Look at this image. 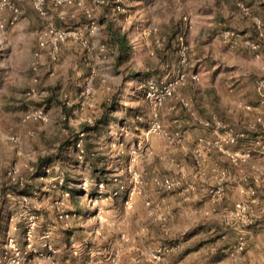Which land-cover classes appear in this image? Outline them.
I'll return each instance as SVG.
<instances>
[{"label": "rangeland", "instance_id": "rangeland-1", "mask_svg": "<svg viewBox=\"0 0 264 264\" xmlns=\"http://www.w3.org/2000/svg\"><path fill=\"white\" fill-rule=\"evenodd\" d=\"M10 1L19 8V18L11 23L9 9L0 17V70L14 62V80L28 74L29 83H10L7 90L0 86V264H180L187 245L214 243L219 230H244L256 223L237 225L231 213L236 203L247 201L256 215L258 192L264 193L263 171L246 166L253 149L264 156V105L257 89L264 64L249 74V100L236 101L247 111L244 105L263 108L244 128L225 108V99L235 95L237 78L227 60L220 64L219 90L208 88L210 77L200 75L179 85L175 96L161 105L147 96L148 80L167 78L173 63L180 68V30L189 45V74L199 75L195 60L203 53L214 58V46L207 52L203 43L213 29L194 30L177 22L160 26L154 19V10L166 15V0H76L63 5L45 0L42 10L35 0ZM79 2L94 8L98 25L89 35L91 49L81 44L72 49L93 53L83 75L92 78V91L82 94L87 78L71 94L60 85L53 90L38 87L36 74H48L51 66L50 49L39 48L41 30L46 25L83 28L87 19ZM170 4L174 10L185 4L221 7L220 0ZM170 15L190 19L181 11L170 10ZM122 33L129 52L116 43ZM222 49L230 50L223 44ZM245 49L238 50L245 54ZM12 53L18 55L15 61ZM29 85H36L35 95H27ZM66 94L71 105L65 103ZM182 99L191 103L190 110ZM42 105L49 111L48 121L24 120L29 109ZM174 110L178 116H172ZM154 122L160 123L161 132H149ZM248 128L256 131L246 140ZM230 129L246 135L231 142ZM43 157L50 162L42 165L45 174L39 178L35 171ZM10 170L16 172L15 180ZM234 178L248 183V193L241 191L249 198L232 203ZM232 246L207 259L239 260L246 248L234 257Z\"/></svg>", "mask_w": 264, "mask_h": 264}, {"label": "crops", "instance_id": "crops-1", "mask_svg": "<svg viewBox=\"0 0 264 264\" xmlns=\"http://www.w3.org/2000/svg\"><path fill=\"white\" fill-rule=\"evenodd\" d=\"M221 7H206L201 8L200 6H191V4H185L182 8H176L175 10L172 8V5L170 4V0H166V15L164 17H160V10H154L153 11V17L157 20V22L160 24V26H172V23L175 26L177 23H180V27H182V23L184 24V28H191V29H213L214 31L205 34L203 36L204 44L208 45L207 52L211 50V45L214 46L213 53L214 58L211 59L208 56V53L202 55L201 58H198L195 60V62H198V72L200 77H206L209 76L211 79L210 84L208 85V88H217L218 89V81L219 77H217L220 74V64L224 60H227L230 64L229 69L234 70L235 77H237L234 81V92L235 95L233 98H227L225 99V108L228 109L230 112H232L234 115H232L231 119L233 122L240 123L241 125L246 127V124L253 120L256 116V113L261 114L263 112V108L253 107L248 109H242L240 108V105H238L237 99H242L244 101L249 100L247 91H252V89L249 87V74L256 70L260 69L261 65L264 64V0H220ZM239 2H244L247 6L250 7L251 14L252 15H245L242 10L240 9ZM199 3V2H198ZM196 5H199V4ZM230 5H229V4ZM11 10L10 8H6ZM171 11H181V13H186L190 17L188 21L185 20L183 22L180 18L174 19L170 15ZM5 11V9H4ZM3 11V13H4ZM12 14L13 11L11 10ZM257 16L262 20V29H263V35H259L256 25L254 24L253 17ZM70 18V16H68ZM12 18V17H11ZM15 24V23H14ZM222 28H218V27ZM230 28L235 29L240 32H242L246 37L256 41L259 43L258 50H253L248 45H246L244 42H241L239 45L235 47H230L227 43H225L222 40L221 32L223 29ZM192 31V30H191ZM220 34H215V33ZM185 33V31L179 32V34ZM178 34V35H179ZM221 37V40L219 39ZM190 42L191 46H194L195 42L192 39L190 35ZM174 44V43H173ZM222 44L230 49L234 50V53L232 51L228 50L226 52L222 49ZM80 45V42L75 41L73 39H68L65 42H61L59 45L58 50V59L55 62L51 61V66L48 69V72L50 73L51 70L54 69V74H47L46 71H43L41 74L37 73L36 75L39 76V82L36 84L38 87H47L48 90H53L54 88H58L59 85L62 86V92L69 91L71 94L72 92H77L78 87L81 85V82L84 81L87 76H83L85 74V70L87 69V61L94 58L93 53L91 51H88L87 53H83L82 50H79L77 52L72 51L74 49L75 51L78 50V46ZM39 48L42 50L44 48ZM46 48V47H45ZM50 49V47L48 46ZM206 48V47H205ZM240 48H246L248 52L244 54V50H238ZM245 49V50H246ZM66 50H70L68 53H66ZM190 53V52H189ZM259 53L260 58L256 57L255 54ZM233 54V56H232ZM227 55V56H226ZM12 56L14 61L17 59L16 56H18L16 53H12ZM230 57V59L228 58ZM50 60V57H49ZM14 62H8L7 66L4 70H0V86H4V90H7L10 83L16 84L21 87H25L29 83L28 74L25 76H22L21 79L14 80V77H16L18 74L17 69L13 67ZM75 64V67H73V71L70 69V66ZM264 66V65H263ZM75 68V69H74ZM177 67L176 64L173 63L171 69L167 71L166 76L171 75L170 77L167 76V78L164 79H171L177 74ZM193 70V69H191ZM58 72V73H57ZM212 79H214V83H212ZM191 77L188 79V84L193 83ZM30 86V85H29ZM28 86V90L29 87ZM179 87V86H178ZM177 87V88H178ZM180 88V87H179ZM212 89V90H213ZM177 90V89H176ZM219 90V89H218ZM215 91V90H213ZM218 103L220 104L223 101L222 94L220 91H218ZM12 103L10 100L8 104ZM242 104V103H241ZM44 106V105H42ZM30 107V106H28ZM45 107V106H44ZM243 108H245L243 106ZM4 112V111H3ZM49 112V111H48ZM178 110L172 111V116H178ZM24 114V113H23ZM33 120H30L28 122H31ZM256 130L248 128L246 140L252 139L253 134ZM8 139V137H7ZM248 144V142H245ZM254 157L251 159L249 163H247L248 169H254V170H260L264 173V156L257 155L256 156V150L253 149ZM260 154V153H259ZM256 156V157H255ZM232 188L234 192V197L232 200V203H234L237 200H242L244 198H249V194L242 193L244 186H246L247 182H241L240 178H234L232 179ZM248 193V190L244 191ZM260 195L258 198H256V215H255V224L241 230L238 227H232V228H225L224 230H219V239L214 242H201L199 240L198 244L195 245H187L184 247V252H188L185 256H183V261L180 262V264H189L190 261L195 262L196 264H264V193L260 190L258 192ZM247 200V199H245ZM240 234H245L246 236V242L247 247L246 251L243 253L242 257L239 260L233 261L232 259L228 258L230 260V263L226 262L225 260L216 261L213 262V260H208L207 257H210V254L218 253L220 251L226 252L227 248L229 246H232L234 243L237 242V239ZM221 236V237H220ZM204 241V240H203ZM226 250V251H225ZM194 256V257H193ZM193 257L195 260H190ZM227 259V260H228ZM179 264V263H178Z\"/></svg>", "mask_w": 264, "mask_h": 264}, {"label": "built area", "instance_id": "built-area-1", "mask_svg": "<svg viewBox=\"0 0 264 264\" xmlns=\"http://www.w3.org/2000/svg\"><path fill=\"white\" fill-rule=\"evenodd\" d=\"M56 5H63L66 3L72 4L76 2V0H53ZM93 2H103V0H92ZM36 7L40 10L43 9V5L45 4V0H35ZM80 5L84 8V13L87 19V22L83 25V28H58L51 25H46L42 30L38 37V43L41 48L50 47V58L52 62H55L58 59V50L61 42H65L68 39H73L79 41L80 44L86 48L91 49V41L89 35H93L98 30V25L94 16V8L93 7H85L82 2H79ZM240 9L245 15H252L250 7L247 6L244 2H239ZM6 8H10L13 11V16L11 19V23H14L19 18V8L12 3L10 0H0V17L3 15V11ZM254 24L256 25V29L259 35H263L262 29V20L257 16H252ZM187 19V17H186ZM0 27H3L1 23ZM222 40L227 43L230 47H235L239 45L241 42H244L253 50H258L259 43L246 37L242 32L226 28L221 32ZM179 40V49H180V68L177 74L171 79H163L161 81H155L154 79H150L147 82V96L155 101V103L161 105L169 98L175 96L176 89L179 85L185 84L189 77L194 80L199 79L198 73H188L187 66L189 64V45L185 39V33H181L178 36ZM104 49V46H102ZM36 55L39 56L40 53L36 52ZM256 57H259L260 54L256 53ZM38 64H40L39 60L35 61L34 68L37 69ZM54 69L51 70L50 74H54ZM39 78L35 77L34 82H38ZM92 78H87L84 86L82 87V94H90L92 91L91 88ZM257 89L259 93V102L264 105V77H261L257 80ZM38 89L36 85H32L27 91L28 96L35 95ZM43 92V91H42ZM69 95H65V103L67 105H71ZM182 103L190 110L191 103L185 99H182ZM246 108H251L250 105H244ZM24 120H36V121H48L49 113L44 108V106L33 107L27 111L25 114ZM259 121H262L261 118H258ZM263 122V121H262ZM161 125L159 122H154L151 125L150 133L161 132ZM246 134L244 132H234L230 129L227 132V139L231 142H236L238 139L243 138ZM179 139V137H177ZM135 152V151H134ZM250 153L247 152L244 157L249 156ZM243 156V155H242ZM237 157V155H236ZM238 159V157L236 158ZM9 173L12 175V178L15 180L17 178V174L15 171L10 170ZM123 187V185L121 186ZM231 217L235 220L237 225H251L255 220V213L252 209V205L247 201H241L236 203L234 210L231 213ZM246 248V239L241 236L235 245L231 248V255L236 257L244 252Z\"/></svg>", "mask_w": 264, "mask_h": 264}, {"label": "trees", "instance_id": "trees-1", "mask_svg": "<svg viewBox=\"0 0 264 264\" xmlns=\"http://www.w3.org/2000/svg\"><path fill=\"white\" fill-rule=\"evenodd\" d=\"M116 43H118V46L120 47V50L122 52H124V51L129 52L130 49H131L130 45L128 44V42L126 40V37H125L124 33H122L121 35H119L117 37ZM99 123H102V121L99 120ZM98 129H99V127L96 128V130H98ZM48 162H50V157H43V158H40L38 160L35 174H37V176H39V178L43 177L44 174H45V171H42V165H45Z\"/></svg>", "mask_w": 264, "mask_h": 264}]
</instances>
